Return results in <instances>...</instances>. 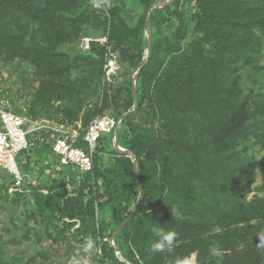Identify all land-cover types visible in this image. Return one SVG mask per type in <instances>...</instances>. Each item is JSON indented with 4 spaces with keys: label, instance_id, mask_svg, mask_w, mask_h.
Here are the masks:
<instances>
[{
    "label": "trees",
    "instance_id": "trees-1",
    "mask_svg": "<svg viewBox=\"0 0 264 264\" xmlns=\"http://www.w3.org/2000/svg\"><path fill=\"white\" fill-rule=\"evenodd\" d=\"M162 1L100 0L97 9L92 0H0V62L14 64L13 75L29 85L3 97L32 119L82 128L97 116L117 121L133 105L148 11ZM150 22L137 105L118 126L142 187L135 214L114 238L125 261L109 238L139 189L132 159L112 145L113 130L99 137L83 174L57 169L50 144L37 140L17 158L40 179L16 187L0 173V206H30L32 226L18 234L26 240H91L100 250L92 264H264V0H172ZM104 36L119 66L109 79L106 45L79 47L82 37ZM153 229L178 233L171 253L151 250ZM21 261L6 262L0 251V264Z\"/></svg>",
    "mask_w": 264,
    "mask_h": 264
},
{
    "label": "built area",
    "instance_id": "built-area-1",
    "mask_svg": "<svg viewBox=\"0 0 264 264\" xmlns=\"http://www.w3.org/2000/svg\"><path fill=\"white\" fill-rule=\"evenodd\" d=\"M92 4L97 9L103 8L100 0H92ZM92 40L106 45L103 72L105 78L109 79L119 68L117 54L107 45L105 36L96 39L82 37L79 47H88ZM21 109L23 113H15L9 99L0 93V168L13 177L16 187L25 182L37 183L36 179L22 174L17 162V156L34 146L37 140L50 144L51 151L57 159V169L72 167L79 174H83L92 170L93 154L99 137L113 130L117 123L113 117L104 115L95 117L86 128L79 124L72 127L43 118L32 119L25 114V106ZM27 122L34 124V127L25 131L22 125ZM43 174H48V170H44Z\"/></svg>",
    "mask_w": 264,
    "mask_h": 264
},
{
    "label": "rangeland",
    "instance_id": "rangeland-1",
    "mask_svg": "<svg viewBox=\"0 0 264 264\" xmlns=\"http://www.w3.org/2000/svg\"><path fill=\"white\" fill-rule=\"evenodd\" d=\"M134 11L135 9L133 8L131 15L134 14ZM260 64L264 67V54ZM13 65H4L0 62V93L4 92L7 96H15L16 91H20L24 87L23 90L26 92L29 86L28 84L24 85L21 79L13 75L11 72ZM29 78H31V75H29ZM243 80L247 86L252 83L246 74L243 75ZM33 127L34 124L28 122L22 125L25 131L31 130ZM110 136V133L102 134V137L105 138H109ZM52 157L55 156L52 154ZM112 157L113 155L110 153L105 154L104 162L108 164ZM19 161L22 160L17 158L18 164ZM19 167L24 176L31 177L30 167L28 165L22 169L21 165ZM0 173L9 175L1 168ZM38 179H40V176ZM261 182V176L257 174L254 186H260ZM258 193L264 195V190ZM25 207L27 209L26 211L24 210ZM25 207H13L12 209L8 205L0 206V251L2 253V260L7 262L13 257H20L22 261L18 264H26L27 261H29L28 264H92V257L100 253L99 248L92 247V249L86 251L87 246L76 245L68 239L64 242L52 243L44 237L40 241H36L32 236L30 240L21 238L19 235L24 233L28 227L32 226L31 221L26 218L30 211V206L26 205ZM12 215L14 216V221L9 222V217Z\"/></svg>",
    "mask_w": 264,
    "mask_h": 264
},
{
    "label": "water",
    "instance_id": "water-1",
    "mask_svg": "<svg viewBox=\"0 0 264 264\" xmlns=\"http://www.w3.org/2000/svg\"><path fill=\"white\" fill-rule=\"evenodd\" d=\"M171 1L172 0H163L162 2L155 4L148 11V14H147V17H146V21H145V34H146V37H147V47H146V51H145V55H144L143 59L141 60L138 68L136 69V71L132 75L133 105L125 114H123L121 117L118 118L116 126L113 129L114 132H113V137H112V145H113V147H114V149L116 151H118L119 153H122V154H124V155H126V156H128V157H130L132 159L133 166H134V171H135V177H136V181H137L138 189H139V196H138V199H137V202H136V206L134 207L133 211L127 217V219L114 231V233L109 238V244L115 249L116 257L119 260H121V261H125V260L121 257L119 248L114 243V238L116 237V235L118 233H120L122 231V229L125 227V225L129 222V220L135 214L137 206L140 203L141 194H142V187H141V184H140L139 170H138V166H137L136 157L131 153V151L121 147L118 144V134H119L118 126H119L120 122L124 119V117L129 115L130 112L133 111L136 108V105H137V95H136V89H135L136 78H137L139 72L141 71L142 67L144 66V64L146 63V61L148 60V58L150 57V54H151V22H150L151 13L153 12V10L155 8L164 7L165 5H168Z\"/></svg>",
    "mask_w": 264,
    "mask_h": 264
},
{
    "label": "clouds",
    "instance_id": "clouds-1",
    "mask_svg": "<svg viewBox=\"0 0 264 264\" xmlns=\"http://www.w3.org/2000/svg\"><path fill=\"white\" fill-rule=\"evenodd\" d=\"M155 240L151 245V250L154 253L168 252L171 253L174 249L175 241L178 233L174 230L165 231L163 229H153ZM93 247V242L89 240L87 242V248L90 250ZM176 264H190L188 258L177 259Z\"/></svg>",
    "mask_w": 264,
    "mask_h": 264
}]
</instances>
